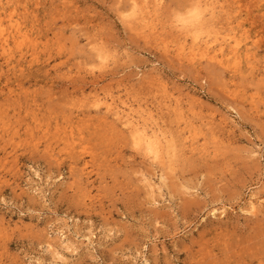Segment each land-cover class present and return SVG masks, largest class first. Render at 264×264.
I'll return each instance as SVG.
<instances>
[{
	"label": "rangeland",
	"instance_id": "374dc122",
	"mask_svg": "<svg viewBox=\"0 0 264 264\" xmlns=\"http://www.w3.org/2000/svg\"><path fill=\"white\" fill-rule=\"evenodd\" d=\"M217 1L240 42L224 64L177 53L198 0L2 1L21 33L0 40V264H264V0ZM97 94L151 111L178 154Z\"/></svg>",
	"mask_w": 264,
	"mask_h": 264
},
{
	"label": "bare ground",
	"instance_id": "6f19581e",
	"mask_svg": "<svg viewBox=\"0 0 264 264\" xmlns=\"http://www.w3.org/2000/svg\"><path fill=\"white\" fill-rule=\"evenodd\" d=\"M2 1L0 0V9L2 8L4 13L0 12V40L3 41V44H7L10 36L16 38L21 33V26L17 20H14V10L7 12L5 7L2 6ZM198 1L199 4L205 7L203 22H190L183 30L176 27L171 28L177 31L175 41L181 43V46L180 44L178 45L180 47H178L177 53L180 57L184 55L186 50L184 43L190 39L192 47L188 55L189 57H187L190 61L194 60L198 53L200 54L198 51H201L204 56H209V59L212 61L224 64V58H228L229 56L235 57L240 51V42L237 39V32L233 26L234 21L232 20V16L227 14L225 7L217 5V0ZM142 6V8L139 7L136 10V15H138V19L136 22L134 21L137 24L136 29L146 38L148 36H155L156 39H159L166 32L167 26L159 20L156 12H153L154 14L152 13L151 15V12L146 10V4L143 3ZM3 15L8 20L7 25H5ZM224 15H226V23L219 20V17ZM206 17L208 19H205ZM205 21H208L209 31L207 38L203 39L200 34ZM9 28L11 29L10 32L8 31ZM92 102H94L96 107H103L107 112H111L117 118L123 119L134 135L146 145L147 151L153 155V158H161L164 146L169 157H175L178 151L177 142L163 129L160 123L154 120L151 111L143 110L142 113L137 114L125 103L117 104L112 97L101 96L100 94L95 95ZM258 201L260 200H258L256 195H253L249 203L251 209L255 210L257 208ZM51 246L49 244V247Z\"/></svg>",
	"mask_w": 264,
	"mask_h": 264
},
{
	"label": "clouds",
	"instance_id": "9594fccd",
	"mask_svg": "<svg viewBox=\"0 0 264 264\" xmlns=\"http://www.w3.org/2000/svg\"><path fill=\"white\" fill-rule=\"evenodd\" d=\"M205 7L199 3L194 4L186 12H176L173 16V25L183 30L190 22H203Z\"/></svg>",
	"mask_w": 264,
	"mask_h": 264
}]
</instances>
